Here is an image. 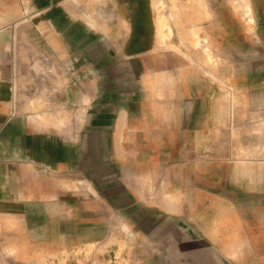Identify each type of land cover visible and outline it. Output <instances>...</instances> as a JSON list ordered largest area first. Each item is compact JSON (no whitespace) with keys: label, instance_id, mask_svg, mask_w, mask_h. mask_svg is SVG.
<instances>
[{"label":"rangeland","instance_id":"374dc122","mask_svg":"<svg viewBox=\"0 0 264 264\" xmlns=\"http://www.w3.org/2000/svg\"><path fill=\"white\" fill-rule=\"evenodd\" d=\"M48 1L0 0V80L52 49L39 16L76 29L44 12ZM76 1L106 37L93 39L87 70L63 71L77 80L61 103L46 100L56 123H78L51 136L64 164L0 165V264H264L256 16L238 0H153L119 22L105 0Z\"/></svg>","mask_w":264,"mask_h":264},{"label":"crops","instance_id":"0c3cea01","mask_svg":"<svg viewBox=\"0 0 264 264\" xmlns=\"http://www.w3.org/2000/svg\"><path fill=\"white\" fill-rule=\"evenodd\" d=\"M105 1L102 5L106 3L108 16H113V21L116 16L117 20L115 21L119 22H121L120 16H125L129 12L134 13L136 7H149L151 11V7L154 6L153 0ZM249 3L245 0H238L234 5L241 10L243 16L247 15L250 18L252 16L253 22L256 21L254 19V16H256L257 23H260L258 31H264V18L261 17L262 13L264 14V0H249ZM85 8L79 7L76 0H49L43 11L53 12L54 14L59 12L63 20L74 25L76 29L66 30V27L63 28L58 23V18L50 16L52 13L44 14L43 17L39 16L40 21L45 24L48 23L52 30L47 27L43 31H38L37 35L49 40L52 43V49L45 51L42 58H39L41 60L39 62L32 63L30 61V63L14 60V62L9 63L8 70L13 72L11 79H5L7 82L0 80V119L2 120L0 124V165H7L10 160L28 166H31L30 163L35 164L38 162H43L49 166L55 165V162L59 165L64 164L61 158L59 160L55 159L56 149L54 145L56 139L54 140L51 136L74 134L78 123L76 121L75 123L72 122L73 118L70 115L68 118L71 119V124L68 127V123L65 126L61 120L58 122L59 124L56 123V115L52 113L54 109L47 104L46 100L54 102V104L56 102L61 103L62 99L59 93L62 87L66 85L70 88V83L77 80V73L74 75L75 80L72 79V76L66 80V78H63V71L67 75L66 71L87 70L88 67L83 66V64L85 62L86 65H93V59L90 57L93 52V39L95 37H106L100 34L94 25L95 12L90 13L88 7ZM248 10H250L249 14H247ZM110 21L109 19L105 22ZM16 35L14 31L10 37L14 39ZM64 39L75 40V42L71 41L65 45ZM84 39L91 40L89 48L88 43L84 47L76 42ZM30 51L29 47L28 54L35 55L34 52ZM21 55H24V53H21ZM50 56H53V58ZM15 72H21V74ZM16 77L20 78L16 79ZM17 81H22V88H24L22 92H19L20 94L15 88L20 85L16 84ZM21 94L22 98H18L17 96ZM47 95H50L51 98L46 97ZM39 101L44 103V106L42 105L44 108L40 105L37 109L31 106V102L38 103ZM50 110L51 113L48 112ZM42 119L52 120L42 121Z\"/></svg>","mask_w":264,"mask_h":264}]
</instances>
